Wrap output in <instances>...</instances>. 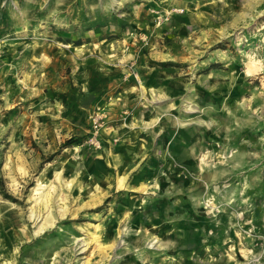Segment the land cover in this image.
Wrapping results in <instances>:
<instances>
[{
  "label": "rangeland",
  "instance_id": "rangeland-1",
  "mask_svg": "<svg viewBox=\"0 0 264 264\" xmlns=\"http://www.w3.org/2000/svg\"><path fill=\"white\" fill-rule=\"evenodd\" d=\"M0 264H264V0H0Z\"/></svg>",
  "mask_w": 264,
  "mask_h": 264
},
{
  "label": "built area",
  "instance_id": "built-area-1",
  "mask_svg": "<svg viewBox=\"0 0 264 264\" xmlns=\"http://www.w3.org/2000/svg\"><path fill=\"white\" fill-rule=\"evenodd\" d=\"M90 118H91L92 127L97 134L99 132V129L102 127V124H103V120H102L103 115L101 114L100 111H98V112H94L93 114H91ZM96 144L100 145L99 141H96Z\"/></svg>",
  "mask_w": 264,
  "mask_h": 264
},
{
  "label": "bare ground",
  "instance_id": "bare-ground-1",
  "mask_svg": "<svg viewBox=\"0 0 264 264\" xmlns=\"http://www.w3.org/2000/svg\"><path fill=\"white\" fill-rule=\"evenodd\" d=\"M120 186H122V184Z\"/></svg>",
  "mask_w": 264,
  "mask_h": 264
}]
</instances>
